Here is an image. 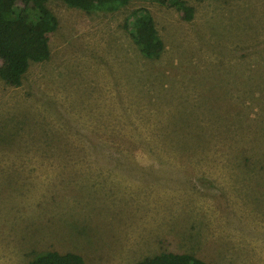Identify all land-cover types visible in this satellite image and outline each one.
Returning a JSON list of instances; mask_svg holds the SVG:
<instances>
[{
    "label": "rangeland",
    "instance_id": "374dc122",
    "mask_svg": "<svg viewBox=\"0 0 264 264\" xmlns=\"http://www.w3.org/2000/svg\"><path fill=\"white\" fill-rule=\"evenodd\" d=\"M46 0L50 57L0 79V264L45 250L93 264L161 251L264 264V0ZM145 7L147 58L124 25Z\"/></svg>",
    "mask_w": 264,
    "mask_h": 264
},
{
    "label": "trees",
    "instance_id": "16d2710c",
    "mask_svg": "<svg viewBox=\"0 0 264 264\" xmlns=\"http://www.w3.org/2000/svg\"><path fill=\"white\" fill-rule=\"evenodd\" d=\"M69 8L91 12H115L132 0H60ZM175 6L186 20L193 17V8L184 0H157ZM130 36L147 58H157L163 50L150 11L145 7L132 10L125 20ZM58 27L56 15L46 0H0V79L11 86H20L30 62L50 57L49 35ZM27 264H93L85 256L57 250L41 251ZM136 264H210L192 253L161 251L146 256Z\"/></svg>",
    "mask_w": 264,
    "mask_h": 264
}]
</instances>
